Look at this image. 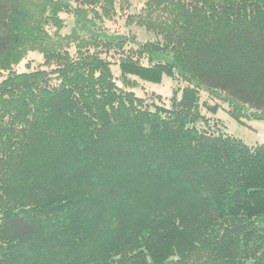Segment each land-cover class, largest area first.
Instances as JSON below:
<instances>
[{
  "label": "trees",
  "instance_id": "16d2710c",
  "mask_svg": "<svg viewBox=\"0 0 264 264\" xmlns=\"http://www.w3.org/2000/svg\"><path fill=\"white\" fill-rule=\"evenodd\" d=\"M131 7L0 0V264H264V142L204 112L264 120V0ZM118 14L156 38L127 48Z\"/></svg>",
  "mask_w": 264,
  "mask_h": 264
},
{
  "label": "rangeland",
  "instance_id": "374dc122",
  "mask_svg": "<svg viewBox=\"0 0 264 264\" xmlns=\"http://www.w3.org/2000/svg\"><path fill=\"white\" fill-rule=\"evenodd\" d=\"M132 2V7L129 9L130 13L138 11L144 3V0H130ZM61 16L64 18V27L60 29L63 34L70 33L75 26V19L73 14L62 13ZM102 28L105 29L107 34H120L129 37L131 40L128 41L127 48H137L138 43H143L148 40H154L156 38L155 34L147 31V29L137 23L129 24L127 21L126 14H118L114 18L105 19L102 23ZM40 64H43V56L38 51H30L26 58L17 66L19 71H26L29 69L36 68ZM114 70L116 74H120L119 67L114 65ZM4 78L3 73H0V81ZM141 85L135 89L136 93L142 97L151 98L152 93L160 94L165 98H169L177 88L184 86L185 83L180 79L164 76L161 83H152L140 80ZM202 98L204 100L208 99L207 93H202ZM211 103L215 104L214 101ZM221 107L215 114L204 112L211 116L212 119H219L221 123V128L227 133L233 134L236 137L242 138L250 145H257L264 142V120H249L243 119L238 120L230 116L227 110V105L222 102Z\"/></svg>",
  "mask_w": 264,
  "mask_h": 264
}]
</instances>
